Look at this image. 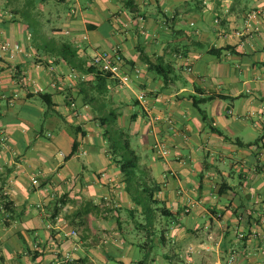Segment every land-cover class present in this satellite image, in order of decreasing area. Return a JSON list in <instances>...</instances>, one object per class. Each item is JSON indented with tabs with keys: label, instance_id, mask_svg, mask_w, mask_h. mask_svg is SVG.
I'll use <instances>...</instances> for the list:
<instances>
[{
	"label": "crops",
	"instance_id": "1",
	"mask_svg": "<svg viewBox=\"0 0 264 264\" xmlns=\"http://www.w3.org/2000/svg\"><path fill=\"white\" fill-rule=\"evenodd\" d=\"M3 42L0 264H264V0H0Z\"/></svg>",
	"mask_w": 264,
	"mask_h": 264
},
{
	"label": "built area",
	"instance_id": "2",
	"mask_svg": "<svg viewBox=\"0 0 264 264\" xmlns=\"http://www.w3.org/2000/svg\"><path fill=\"white\" fill-rule=\"evenodd\" d=\"M205 3V1H202ZM261 13H263L261 10H254L248 14L249 18H256L258 17ZM217 22L218 19H215ZM19 45L18 44H11L10 42H3L0 45V51L1 52H9V56L12 58L13 52H17L19 50ZM124 59L119 52L118 49H113V50H101L95 52L89 60V67H92L94 71H100L103 73H108L110 77L113 79L117 80L121 84H128L130 82V75L127 74L126 72H123L122 67L124 65ZM15 74H17V80L18 83L23 85L27 81H29L23 74H20L17 69L14 68ZM140 73V70L138 68H134V74L137 76ZM70 77L74 80L81 79L83 80L85 78L84 75H81L77 73L75 70L70 71ZM54 85V84H52ZM37 92L41 91V88L36 89ZM137 100L141 104H145V94L140 93L137 96ZM69 103L71 107H75V101L73 100L72 97H69ZM157 120L159 118H156ZM153 149L162 154L163 156L167 154V150L164 148L163 144L161 142L156 141L153 144ZM33 183H36V180H33Z\"/></svg>",
	"mask_w": 264,
	"mask_h": 264
},
{
	"label": "trees",
	"instance_id": "3",
	"mask_svg": "<svg viewBox=\"0 0 264 264\" xmlns=\"http://www.w3.org/2000/svg\"><path fill=\"white\" fill-rule=\"evenodd\" d=\"M87 73H92L94 74L95 78L98 80L100 79V76H109L108 73H103L100 71H94V69L92 67H89L87 69ZM212 97H208L207 99H211ZM116 140V141H114ZM113 142L115 143V145H113L111 148L113 149V151H119L120 154V164H121V169L124 173H126L127 175V186L126 189L128 192L135 194V197H138L139 199V195L136 194V189L138 188L137 183L133 182L132 180L135 177V165L137 163V157L134 155V153L129 149V144L127 140H123L122 136H117L116 139L113 138ZM73 146L75 147L76 144H73ZM76 148V147H75ZM134 189V191H133ZM156 186L151 187V188H145L144 186L142 187V190L139 191L140 195L141 193H145L146 195H148V197L152 196L154 191L156 190ZM154 203H156V200H153ZM137 204H140L142 208H144V210L146 211H151V209H149V207L147 208V204L143 201L138 200V202H136ZM9 204V203H6ZM4 204V207H7V205ZM160 211L162 212V214L165 215H171L172 212L165 210L164 208H160ZM148 223V222H147ZM150 223V221H149ZM74 260L71 262H68V264H74Z\"/></svg>",
	"mask_w": 264,
	"mask_h": 264
},
{
	"label": "rangeland",
	"instance_id": "4",
	"mask_svg": "<svg viewBox=\"0 0 264 264\" xmlns=\"http://www.w3.org/2000/svg\"><path fill=\"white\" fill-rule=\"evenodd\" d=\"M156 152V151H155ZM157 153V152H156ZM167 154H168V151H167ZM167 154H165L164 156H167ZM163 156V155H162ZM136 255H137V257L139 256V252L138 251H136V253H135ZM142 254H143V252H142ZM96 258V256L94 255V259ZM70 262V261H69ZM109 263H111V264H113V262L112 261H110ZM87 264H94V262H89V263H87Z\"/></svg>",
	"mask_w": 264,
	"mask_h": 264
}]
</instances>
